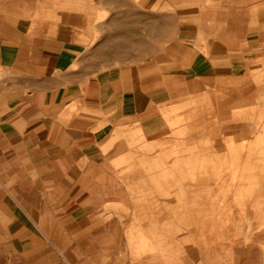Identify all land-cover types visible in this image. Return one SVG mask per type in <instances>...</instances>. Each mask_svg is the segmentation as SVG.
<instances>
[{"label": "crops", "instance_id": "obj_1", "mask_svg": "<svg viewBox=\"0 0 264 264\" xmlns=\"http://www.w3.org/2000/svg\"><path fill=\"white\" fill-rule=\"evenodd\" d=\"M215 1L228 10L148 0L145 12L93 31L87 15L36 11L49 0H0V264H98L90 255L108 232L105 205L124 198L127 137L159 131L160 109L200 89L189 79L229 70L221 55L234 64L263 38L264 0ZM202 15L231 25L199 35ZM238 39L248 51H236ZM247 78L215 86L218 120L264 93Z\"/></svg>", "mask_w": 264, "mask_h": 264}, {"label": "rangeland", "instance_id": "obj_2", "mask_svg": "<svg viewBox=\"0 0 264 264\" xmlns=\"http://www.w3.org/2000/svg\"><path fill=\"white\" fill-rule=\"evenodd\" d=\"M49 1L54 6L36 11L87 15L96 31L114 16L145 12L148 0H125L124 5L75 0L76 8L68 6L69 0ZM228 8L219 1L203 0L199 11ZM208 18L199 16L195 25L199 35L216 28L222 33L231 25ZM261 26L263 38L249 54H237L234 64L229 56H220L229 70L189 79L200 89L160 109L159 131L145 135L136 130L127 137L119 162L124 198L118 206L105 205L108 232L98 240L99 247L92 248V260L98 264H264V93L250 104L234 107L231 119L218 120L211 100L217 84L245 74L253 85L264 83ZM235 49L248 51L246 41L238 39ZM204 125L210 126L204 134L193 135ZM244 159L248 166L239 167ZM185 210L186 216L178 214ZM218 241L219 251L213 246ZM207 251H212L209 256H200Z\"/></svg>", "mask_w": 264, "mask_h": 264}]
</instances>
